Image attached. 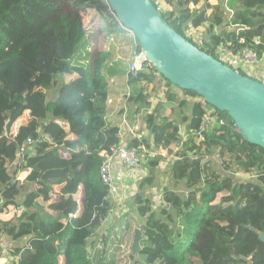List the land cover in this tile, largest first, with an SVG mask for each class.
Returning a JSON list of instances; mask_svg holds the SVG:
<instances>
[{"label": "trees", "instance_id": "1", "mask_svg": "<svg viewBox=\"0 0 264 264\" xmlns=\"http://www.w3.org/2000/svg\"><path fill=\"white\" fill-rule=\"evenodd\" d=\"M59 1L0 0V205L24 193L14 220H0V250L4 241L23 240L9 249V264H118L115 257L127 264H264V242L258 234L264 232V148L244 140L229 114L215 107L227 125L214 128L204 141L195 137L183 141L184 133L199 127L202 111L200 101H180L181 95L204 100L154 67L128 74V102L137 105L136 113L145 109L142 126L154 142L149 148L178 147L169 173L175 183L184 181L187 193L181 199L166 186L162 194L166 205L154 208L151 193L161 159L148 157V173L134 194L136 215L125 212L117 231L116 225L102 229L117 202L101 180L100 166L104 152L119 145L120 129L106 120L110 84L104 70L106 51L92 53V33L80 23L81 15L94 11L107 37L129 31L107 0H67L58 13ZM152 2L197 46L200 41L187 32L189 28L203 39L225 21L221 33L210 43L202 42L208 48L199 46L216 58L214 47L222 41L240 47L241 36L249 43L264 39V0H227L225 5L206 0ZM16 34L27 36L23 44L20 38L13 39ZM64 38L72 48L61 61ZM9 51L12 55L4 57ZM192 107L198 110L191 115L187 112ZM168 111L174 115H166ZM26 115L31 122L13 133L12 127ZM63 123L72 139H62ZM28 138L34 144L22 163L18 155ZM84 142L87 145L81 147ZM64 147L69 156L54 153ZM214 154L226 171L243 177L234 181L219 172L213 160L205 158ZM19 172L25 177L18 179ZM180 202L172 215L169 205L177 207ZM140 226L161 239L164 234L159 250L152 239L143 237L139 254H132L134 229ZM202 230L213 233L220 243L203 245ZM114 238L124 248L120 254L112 251Z\"/></svg>", "mask_w": 264, "mask_h": 264}, {"label": "water", "instance_id": "2", "mask_svg": "<svg viewBox=\"0 0 264 264\" xmlns=\"http://www.w3.org/2000/svg\"><path fill=\"white\" fill-rule=\"evenodd\" d=\"M119 22L137 38L140 50L164 78L195 91L209 105L227 112L234 129L264 148V83L223 63L179 33L152 0H107ZM220 30L204 36L210 43ZM263 200V199H262ZM264 242V232L258 231ZM141 229H134L132 254L141 250Z\"/></svg>", "mask_w": 264, "mask_h": 264}, {"label": "rangeland", "instance_id": "3", "mask_svg": "<svg viewBox=\"0 0 264 264\" xmlns=\"http://www.w3.org/2000/svg\"><path fill=\"white\" fill-rule=\"evenodd\" d=\"M221 2H223L224 0H219ZM226 1V0H225ZM209 2V1H208ZM210 3V2H209ZM67 4V0H60L59 1V11H62L64 9V7L66 6ZM82 22V26L84 28H86V30L88 31V34L89 33H92V35L90 36V40H91V51L93 54L95 53H98V52H101L103 50L109 52V49L113 47L114 43L117 41V42H120L119 39L116 38V35H110V37H107L105 36V34H103V37L99 34L102 32L101 30V27L100 25L102 24L101 22V18H99V16L94 12V11H83L82 15H81V20H80V23ZM92 27V28H90ZM91 29V32H89ZM128 35L129 37L131 38V41H132V44H133V48H131L130 46H124V42L122 41V48L121 50L123 51V57L126 58L128 57V55L130 54L131 51H134L137 49V41H136V37L134 35V33H132L130 30H128ZM127 34V33H125ZM20 38V41L21 43L23 44L24 41L26 40L27 36L25 35H22V37L18 34L16 35H13V39H18ZM203 41L205 42V39H204V36H203ZM203 41H200L198 42V46H201V47H206L204 46L205 44H203L202 42ZM63 45L66 49V53L64 55V57L61 59V61H63L64 59L68 58L69 57V52L72 48V42H69L68 40H66L64 38L63 40ZM206 43V42H205ZM128 45V44H127ZM208 48V47H206ZM12 51H9V52H6L3 56L4 57H7L8 55H12ZM125 55V56H124ZM215 55L217 56V58H219L221 61L225 62L224 59H222L216 52H215ZM194 112V107H192L190 109V111H188L187 113L190 114L192 112ZM141 114H143V111L141 112ZM143 119V117L141 118V120ZM31 122V118L26 115L24 119L20 120L18 123H16L13 127H12V132L13 133H16L19 126L23 123H29ZM35 129V127H34ZM148 135V140L149 137H150V133H147ZM62 139H65V140H68V139H71L70 135H69V132L67 131H64L63 133V136H62ZM62 149V148H61ZM63 151L65 152H69L68 148H63L62 149ZM32 152V148L28 149L27 150V153L30 154ZM27 154V155H28ZM62 154V151L61 152H57L56 155H61ZM145 157V155H144ZM143 157V158H144ZM211 159L213 160V165L214 167L219 171L221 172L222 174H230L231 178L236 179L235 177H239V178H242L243 176L240 174H236L235 172L233 171H229V170H225L222 163L220 162V160L218 159V157L214 154L212 156H210ZM142 158V160H143ZM171 158V157H169ZM172 159V158H171ZM167 163H168V166L166 168V170L163 172H160V168L158 170V180L156 181L155 183V187L153 189V192L151 193V197H153V201H154V204H155V207L156 209H160V207L162 206H165L166 203L164 201V198L162 196L163 194V189L164 187L168 186L170 188V190L172 191H176L180 194V198L183 199L185 197V194L187 193V189H185V185H184V181H179L177 183H175V180L171 177L170 173H169V167H170V160L167 159ZM148 166V165H147ZM137 168V167H136ZM134 167H129V172H134ZM136 170V169H135ZM13 171L10 170V173H12ZM138 176L140 175L137 174ZM162 176H164V178L162 179ZM161 177V178H160ZM232 180V181H233ZM235 181V180H234ZM139 182V181H138ZM138 182H136V179L133 177V179H129V181L127 182L128 184L126 183H123V190H122V195L121 197L118 199L117 202V206L115 208V210L113 211V213L110 215V217L108 218L106 224L104 226H102V229L105 230L106 228H109L110 225H116L117 227L115 228L114 231H117V228H118V223H119V219L121 218V216L125 213V212H130V213H133L134 215H136V213L134 212V210H136L135 208V205H134V194L135 192L137 191V187H138ZM124 193V195H123ZM24 198V193L21 192L20 196L18 197V199L15 202V205L17 204V206H14L13 204H9L12 206V215L13 213L15 212V210H17V207H18V203L22 202ZM44 205H46V203H43ZM9 205H7V207H9ZM181 205V202L179 205H177V207L172 204L169 205L168 207V210L169 212L172 214V215H175L176 211H177V208ZM3 206L2 205L0 207V209H3ZM10 213V212H7V210L3 209L2 211H0V220L1 221H5L10 217H7V214ZM14 219V218H13ZM141 229V232H142V235L143 237H147L149 239H152L155 244H156V249L159 250L160 247L162 246V244H160L161 241H164L165 240V236L164 234L162 235V239L160 238V236L158 234H155L154 232L148 230V229H145V228H142V226L139 227ZM114 248L112 249V251H117L118 254H120L121 252L120 251H124V248L122 247H119V244L117 243V238H114ZM199 241L203 244V245H206V246H210V245H215V244H219L220 243V239L215 236L213 233H211L210 231H201L200 232V239ZM23 243V240L22 241H10V240H7V241H4L1 245V250H0V264H9L11 261H12V257L9 253V249H11L12 247H15V246H20L21 244ZM116 261L118 264H127L125 261H120V259L118 260V258H116Z\"/></svg>", "mask_w": 264, "mask_h": 264}, {"label": "built area", "instance_id": "4", "mask_svg": "<svg viewBox=\"0 0 264 264\" xmlns=\"http://www.w3.org/2000/svg\"><path fill=\"white\" fill-rule=\"evenodd\" d=\"M187 32L191 34L195 40L203 41V39L199 37L198 33L194 32L192 28H189ZM238 42L241 45L240 47L233 41H227V43L222 41L214 47V50L222 59L225 60V62L222 61L223 63H226L234 69L240 70L244 74L252 78H256L264 83V74L258 75L255 70H249L256 69V66L260 61V56L264 54V39L255 38L252 43H249L247 42L246 37L241 36L238 39ZM231 46L234 50H232ZM147 62L150 63L144 53L141 50H136L132 61L130 62L128 74L136 75L144 69L153 68L151 63L149 67L145 66L144 63ZM200 109L202 111V119L199 127L184 135L183 141H185L188 137H195L196 139L204 141L207 133L212 132L214 128L227 125L226 120L217 113L213 106L209 105L205 101L201 103ZM122 128L127 132L129 140H131V144L120 140L119 145L116 148H113L111 152H104L105 160L100 166L101 180L110 186L111 196L115 201H118L120 194L118 192V184H116V175L113 171V160L118 159L121 163H124L128 167H137L144 153L156 155V153L151 151L148 147V144H152L151 141L138 130L136 125L132 124V119L126 120L124 118ZM33 144L34 140L31 138L26 139L22 143L20 153L18 155L20 161H23L22 163H24V161L28 158V155H26L27 153L25 154V152H27ZM191 157L193 156L191 155ZM205 158L211 159V157L208 156ZM235 178L238 179V177Z\"/></svg>", "mask_w": 264, "mask_h": 264}, {"label": "crops", "instance_id": "5", "mask_svg": "<svg viewBox=\"0 0 264 264\" xmlns=\"http://www.w3.org/2000/svg\"><path fill=\"white\" fill-rule=\"evenodd\" d=\"M207 2L209 1L211 4H216L218 2H221L219 0H206ZM227 1V0H226ZM226 1L224 0L223 2H221L223 5H225ZM231 12V11H230ZM226 27V23L225 21L220 25L217 26L216 31L220 30H224ZM87 28V27H86ZM92 28V27H90ZM91 32V29H89ZM102 37L103 34H105L104 32L99 33ZM116 35V38L120 40V42H115L112 49H109V52L106 51V62L104 64L105 66V74L108 76L109 80H110V84H109V97H108V103H107V113H106V120L108 123L112 124V125H117L119 127V136H120V140L123 142H126L128 144H131V140H129V136L127 134V132L122 128V123H123V119L125 118L126 120H131L132 119V124L136 125L138 127V130L144 135L146 136V138H148V134L149 130L148 128L144 127V124L142 126V120L141 118L145 116L146 112L145 109H142L141 111H138L136 113L137 110V105L135 103L129 104L128 102V96H130V92L131 89L129 87L128 84V72H129V65L130 62L132 61L133 55L136 52V50L131 51L130 54L128 55V57L124 58L123 57V51L121 50L122 48V41L124 42V46H130L131 48H133V44L131 41V38L129 37L128 33H117L114 34ZM128 44V45H127ZM105 51V50H104ZM125 56V55H124ZM251 71L255 70L256 73L259 74H264V54H262L260 56V61L258 63V65L256 66V69H249ZM257 75V76H258ZM256 77V76H255ZM182 100H187L191 103L195 102V101H200V103H202L203 101L201 99H197L193 96H183L181 95L180 97V101ZM191 109V108H190ZM190 109H188V111H190ZM194 112L190 113L191 115L194 114L195 112H197L198 108H194ZM143 111V114H141V112ZM166 115H171L173 116L174 113L171 112H167ZM64 126V131L69 132V127L67 123H63ZM180 128V132H182V125H179ZM187 133H184V135H186ZM71 139L73 138V136H70ZM150 139V137H149ZM151 141V145L154 144L153 140L150 139ZM87 144L84 142L81 144V147H85ZM63 149V148H62ZM61 148H57L54 153L56 154L57 152H61L63 156H69L70 153L67 151H63ZM149 149H151V151L155 152L156 155H152L149 153H144V155L141 157L140 163L139 165L136 167H134V172H129V167L127 165H125L124 163H121L118 159H114L113 160V171L114 174L116 175V184L118 189V192L120 194V197L122 195V190H123V183L128 184L127 182L129 181V179H133V177L136 179V182H138L140 179H142L143 177H145L148 173V157L151 158H159L160 160V172H163L166 170L168 163H167V159L171 160L174 158H177V148L175 149H168V150H164L160 147H150ZM29 156V154H28ZM144 157V158H143ZM171 157V158H169ZM143 158V160H142ZM140 175L138 176L137 174ZM25 177V173L23 172H19L17 174V178L21 179ZM161 178V177H160ZM164 178V176H162V179ZM239 178V177H238ZM241 179V178H240ZM139 183V182H138ZM153 192V190H152ZM124 195V193H123ZM113 198V197H112ZM114 199V198H113ZM9 204H13L14 206H17V204L15 205V202H6L3 206V209L7 210V212H10L7 214V217H10L12 215V206ZM7 205H9V207H7ZM2 205H0L1 207ZM3 209H0V211H2ZM18 213V207L17 210H15V212L13 213V215L11 216V218L5 220V221H12L14 220L13 218L16 217Z\"/></svg>", "mask_w": 264, "mask_h": 264}, {"label": "bare ground", "instance_id": "6", "mask_svg": "<svg viewBox=\"0 0 264 264\" xmlns=\"http://www.w3.org/2000/svg\"><path fill=\"white\" fill-rule=\"evenodd\" d=\"M144 65L148 67L150 65V63L147 62V63H144Z\"/></svg>", "mask_w": 264, "mask_h": 264}]
</instances>
